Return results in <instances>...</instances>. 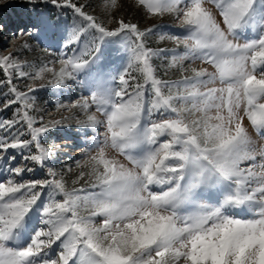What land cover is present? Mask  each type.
<instances>
[{"label":"snow or ice","instance_id":"snow-or-ice-1","mask_svg":"<svg viewBox=\"0 0 264 264\" xmlns=\"http://www.w3.org/2000/svg\"><path fill=\"white\" fill-rule=\"evenodd\" d=\"M25 2L64 20L22 33L58 35L51 59L0 53V264H264V0H132L169 31L121 0ZM66 122L94 134L58 170Z\"/></svg>","mask_w":264,"mask_h":264},{"label":"rangeland","instance_id":"rangeland-1","mask_svg":"<svg viewBox=\"0 0 264 264\" xmlns=\"http://www.w3.org/2000/svg\"><path fill=\"white\" fill-rule=\"evenodd\" d=\"M3 3L4 0H0V4ZM93 3L98 4L99 0H93ZM121 3L123 5L122 11L124 14L140 22L141 26H151L153 23H160L165 25L161 31L170 30L167 26L173 23L171 17L147 18L132 7V0H121ZM33 8L34 6L27 4L25 0H9L8 7L0 8V25H2V28H0V53L6 54L8 52H14L18 55L20 60H27L33 63L52 58L45 49H49L51 52L56 51L58 35H54L52 30H49L44 36L37 39L36 37H29L22 33L33 30L32 21L35 20L37 13H43L45 17H50L54 23L57 20L62 22L64 20L62 10H58L51 5L43 4L36 8L35 11ZM97 12H99V8H97ZM24 41L30 44V50H20ZM152 45L159 47L173 46L172 42L167 40L157 45L155 36L152 38ZM178 76L179 73L177 72H169L168 76L165 78L174 79L178 78ZM0 78H3L2 74H0ZM14 82L17 83L21 90H26L25 85L32 83L28 80H16ZM36 83L40 82L37 81ZM32 95L35 96L36 106L41 110V114L45 116L46 120L59 119L61 115H67V113L58 111L56 105L58 102H67L74 98L71 92L60 94L58 91L52 89H39ZM12 114L13 109H9L0 113V116L11 118ZM99 131L102 132L103 129L101 128ZM93 134L94 133L90 129L78 128V126L72 122H66L65 126L59 131L54 130L49 133L47 140L44 141L45 146L51 145L52 143L61 145L60 154L57 157L59 162L54 166L58 170L68 166L74 167L75 161L82 159V150L88 147L85 137ZM253 138L257 140L258 144H264V141H260L255 134H253ZM29 166L33 165L29 163ZM33 167H35L36 170L30 175L42 178L43 170L39 169L38 166Z\"/></svg>","mask_w":264,"mask_h":264}]
</instances>
